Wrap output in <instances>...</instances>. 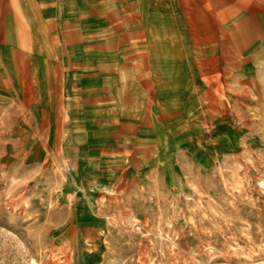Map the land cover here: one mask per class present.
<instances>
[{"label": "rangeland", "instance_id": "rangeland-1", "mask_svg": "<svg viewBox=\"0 0 264 264\" xmlns=\"http://www.w3.org/2000/svg\"><path fill=\"white\" fill-rule=\"evenodd\" d=\"M243 3L264 23V0ZM14 15L0 12V264H264V71L216 78L203 61L193 82L170 61L154 69L177 90L75 93L74 44Z\"/></svg>", "mask_w": 264, "mask_h": 264}, {"label": "crops", "instance_id": "crops-1", "mask_svg": "<svg viewBox=\"0 0 264 264\" xmlns=\"http://www.w3.org/2000/svg\"><path fill=\"white\" fill-rule=\"evenodd\" d=\"M243 2L0 0V12L15 14L28 28L56 30L57 42L58 30L65 33L66 44H74L71 58L81 64L63 74L75 93H167L178 87L169 89L154 68L170 61H191L193 82L203 76L197 68L203 61L210 62V75L216 78L231 74L235 61V74L264 71V23L251 26Z\"/></svg>", "mask_w": 264, "mask_h": 264}, {"label": "bare ground", "instance_id": "bare-ground-1", "mask_svg": "<svg viewBox=\"0 0 264 264\" xmlns=\"http://www.w3.org/2000/svg\"><path fill=\"white\" fill-rule=\"evenodd\" d=\"M212 6V5H211ZM61 30V29H60ZM62 36V35H61ZM6 38V37H5ZM202 40V39H201ZM206 40V39H205ZM9 42V41H8ZM56 45V44H55ZM70 47V46H69ZM237 47V46H236ZM2 49H4V48H2ZM8 52V51H7ZM232 54V53H231ZM4 55V54H3ZM6 55V54H5ZM240 58V57H239ZM5 59H7V58H5ZM9 60V59H8ZM225 64V63H224ZM205 66V65H204ZM219 66V65H218ZM217 66V67H218ZM220 68V67H219ZM192 66L190 65V66H187V68H186V71L184 72V81H189V80H192ZM222 74V73H221ZM200 75V74H199ZM214 77V76H213ZM218 77V76H217ZM207 85V84H206ZM208 86V85H207ZM251 86V85H250ZM244 87V86H243ZM198 90V89H197ZM226 90H227V88H226ZM250 90V89H249ZM233 91H235V90H233ZM240 92H242V91H240ZM192 93V92H191ZM234 93V92H233ZM256 93V92H255ZM221 94V93H220ZM211 95V94H210ZM212 96H214V95H212ZM223 97V96H222ZM211 98V97H210ZM226 99H228V97L226 98ZM229 100V99H228ZM219 101V100H218ZM212 104V103H211ZM231 109V108H230ZM226 111V110H225ZM235 116V115H234ZM69 162V161H68ZM73 162V161H72ZM103 163V162H102ZM70 164V163H69ZM96 167V166H95ZM73 168V167H72ZM99 170V169H98ZM92 221V220H91ZM91 223V222H90ZM87 230V229H86ZM86 232V231H85Z\"/></svg>", "mask_w": 264, "mask_h": 264}]
</instances>
